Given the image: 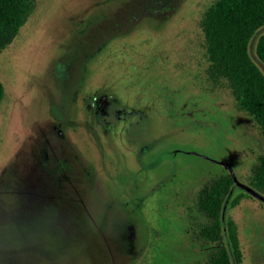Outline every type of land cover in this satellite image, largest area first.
<instances>
[{"label": "rangeland", "instance_id": "rangeland-1", "mask_svg": "<svg viewBox=\"0 0 264 264\" xmlns=\"http://www.w3.org/2000/svg\"><path fill=\"white\" fill-rule=\"evenodd\" d=\"M217 1L36 0L0 54V264H207L197 194L225 172L247 185L264 154L230 92L206 88ZM247 195L236 184L224 216L242 264H264V196L232 206Z\"/></svg>", "mask_w": 264, "mask_h": 264}, {"label": "trees", "instance_id": "trees-1", "mask_svg": "<svg viewBox=\"0 0 264 264\" xmlns=\"http://www.w3.org/2000/svg\"><path fill=\"white\" fill-rule=\"evenodd\" d=\"M36 7V0H0V54L14 43ZM199 27L207 62L206 88L211 93L229 91L235 109L253 121L264 141V75L248 53L252 38L264 28V0H219L205 12ZM256 53L264 65V35L258 39ZM4 98L0 81V105ZM247 186L264 196V154L258 156ZM235 187L232 176L225 172L209 180L197 194L199 216H190V242L208 251L207 264H232V259L242 264L237 226L224 216ZM245 197L252 198L239 196L232 206Z\"/></svg>", "mask_w": 264, "mask_h": 264}, {"label": "water", "instance_id": "water-1", "mask_svg": "<svg viewBox=\"0 0 264 264\" xmlns=\"http://www.w3.org/2000/svg\"><path fill=\"white\" fill-rule=\"evenodd\" d=\"M231 176H232L234 182L236 184H238L240 188H242L243 190H245L246 192H248L252 197H255V198H258V199H263V196L257 194L254 190H252L247 185L239 184L238 181H237V178L235 177L234 174H231Z\"/></svg>", "mask_w": 264, "mask_h": 264}]
</instances>
